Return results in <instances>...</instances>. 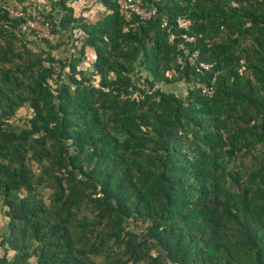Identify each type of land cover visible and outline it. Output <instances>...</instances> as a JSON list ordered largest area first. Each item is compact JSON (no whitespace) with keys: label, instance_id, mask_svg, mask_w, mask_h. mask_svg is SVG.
Returning a JSON list of instances; mask_svg holds the SVG:
<instances>
[{"label":"trees","instance_id":"1","mask_svg":"<svg viewBox=\"0 0 264 264\" xmlns=\"http://www.w3.org/2000/svg\"><path fill=\"white\" fill-rule=\"evenodd\" d=\"M81 1L0 0V264H264V0Z\"/></svg>","mask_w":264,"mask_h":264},{"label":"built area","instance_id":"2","mask_svg":"<svg viewBox=\"0 0 264 264\" xmlns=\"http://www.w3.org/2000/svg\"><path fill=\"white\" fill-rule=\"evenodd\" d=\"M117 5L119 9L120 15L126 20L129 21L133 16L137 17L141 21H149L151 18L155 16V9H146L143 7L141 0H117ZM13 16H18L17 13H13ZM191 21L185 18H179L176 20V27L178 30L182 32L180 38L185 44H193L195 42V38L188 34L191 28ZM162 28H166V32L168 34V38L170 41H173L175 35L171 32L169 28H167V22H162ZM46 38V37H45ZM48 39V38H47ZM186 63L192 67L196 73L204 75L212 70V65L204 63L200 61L199 54L194 52L190 54L186 58ZM179 64H182L179 62ZM173 72L167 73V77L170 78L173 76ZM214 83L215 79H213L210 85L205 86L201 90V95L203 97H211L214 94Z\"/></svg>","mask_w":264,"mask_h":264},{"label":"rangeland","instance_id":"3","mask_svg":"<svg viewBox=\"0 0 264 264\" xmlns=\"http://www.w3.org/2000/svg\"><path fill=\"white\" fill-rule=\"evenodd\" d=\"M75 9H76V16L82 15V17H84L87 23L95 22L100 17L99 16L100 13L103 11V9L96 4V0H83L80 2V4L77 5V8ZM29 25L31 26V28L37 31L39 37H44V38L46 37L48 39L51 38L47 32V29L44 26L36 22L34 23L30 22ZM77 47L79 48V45ZM93 59L94 57L92 53L90 51H87V58L84 67H88L92 63ZM28 115H29L28 110L23 109L17 114L16 119L21 120L27 117ZM5 225H6V219L3 216V212L0 210V234L2 233V230L4 229Z\"/></svg>","mask_w":264,"mask_h":264}]
</instances>
